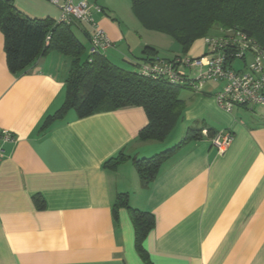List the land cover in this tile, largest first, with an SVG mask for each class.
<instances>
[{
  "label": "crops",
  "instance_id": "0c3cea01",
  "mask_svg": "<svg viewBox=\"0 0 264 264\" xmlns=\"http://www.w3.org/2000/svg\"><path fill=\"white\" fill-rule=\"evenodd\" d=\"M14 4L32 18L60 15L50 0ZM99 6L95 17L112 41L104 55L114 63L131 68L146 46L156 48L137 37L129 42L118 18ZM72 24L86 46L87 25ZM204 51L200 40L186 56ZM72 62L49 51L14 73L0 28V126L14 136L0 158V264H264V105L225 110L215 98L224 81H210L201 92H182L186 107L161 145L139 140L148 123L141 106L84 118L72 109L43 129L65 101ZM191 127L213 132L184 144L143 187L134 159L173 147ZM223 130L234 139L219 153L211 140ZM121 151L129 158L105 165ZM124 193L132 207L155 215L146 257L129 209L122 205L115 215Z\"/></svg>",
  "mask_w": 264,
  "mask_h": 264
},
{
  "label": "trees",
  "instance_id": "16d2710c",
  "mask_svg": "<svg viewBox=\"0 0 264 264\" xmlns=\"http://www.w3.org/2000/svg\"><path fill=\"white\" fill-rule=\"evenodd\" d=\"M132 9L146 27L177 38L187 53L197 39L213 31L220 34L228 30L242 31L264 48V0H132ZM72 25L50 17L32 18L18 10L14 0H0V28L12 72L25 70L49 51L73 58L66 80L65 101L47 117L42 128L64 118L72 109L79 118H84L105 110L141 106L148 123L140 130L139 140L164 141L182 117L186 102L181 95L190 87L139 73V64L160 58L153 46H146L141 61L131 68L114 63L104 54L87 55L86 46ZM202 131V128L191 127L173 147L151 157L134 159L141 185L148 187L157 178L163 163L187 142L200 139ZM212 132L208 129V134ZM127 158L129 156L121 151L105 165L117 167ZM37 201H41L40 208L45 207L44 200L37 198ZM122 205L130 211L136 247L146 257L143 242L155 227V215L132 207L125 193L117 196L115 215Z\"/></svg>",
  "mask_w": 264,
  "mask_h": 264
},
{
  "label": "built area",
  "instance_id": "2783aa9c",
  "mask_svg": "<svg viewBox=\"0 0 264 264\" xmlns=\"http://www.w3.org/2000/svg\"><path fill=\"white\" fill-rule=\"evenodd\" d=\"M50 1L60 10L57 22L87 25L91 46L89 55L104 54L112 46L111 39L95 17V14L103 12L102 7L94 6L88 0ZM204 43L206 48L200 56L157 58L139 64L138 71L155 79L166 78L171 83L188 85L197 92L203 91V86L210 81H224L215 98L225 110L235 106L264 105V48L239 30H228L215 37L205 36ZM249 55H252V60L247 63ZM237 60L244 62L241 68L235 64ZM202 134L207 136L208 131L204 129ZM13 139V133L0 126V158L5 151L4 143ZM233 139L232 131L223 130L216 133L211 141L219 153H224Z\"/></svg>",
  "mask_w": 264,
  "mask_h": 264
},
{
  "label": "rangeland",
  "instance_id": "374dc122",
  "mask_svg": "<svg viewBox=\"0 0 264 264\" xmlns=\"http://www.w3.org/2000/svg\"><path fill=\"white\" fill-rule=\"evenodd\" d=\"M75 1L78 2L79 0H75ZM88 1L94 6L100 5V4L104 5L107 8V10L112 11L110 15L118 18L119 22L121 23V27L123 28V31L125 33L128 32L129 42L132 43V41L130 40H132L133 37L143 39L145 40V42H148L154 45L158 50L159 56L164 59H173L176 56H186L187 55V52L185 51L183 44H181L177 38H175L169 33L158 31L155 29H150L144 26L143 23L134 14L132 10V0H88ZM217 35H219L218 31L217 32L213 31L210 34V36H214V37ZM200 40L202 41V43H204V37H203V38L197 39L193 44L197 46ZM204 46H205V43H204ZM90 47L91 46H90V40H89L88 42H86V54L87 55L89 54ZM247 60L250 62V58H248ZM235 64L237 67L241 68L243 66V61L237 60ZM176 131L177 130H175L174 132L175 134L177 133ZM168 137L166 138L165 142L168 141ZM182 138L179 139L178 142H180ZM162 142L164 141H156L154 143L161 145ZM159 152H162V151H159Z\"/></svg>",
  "mask_w": 264,
  "mask_h": 264
}]
</instances>
